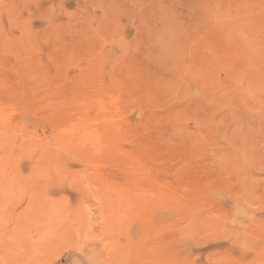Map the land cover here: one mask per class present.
<instances>
[{
	"label": "rangeland",
	"instance_id": "rangeland-1",
	"mask_svg": "<svg viewBox=\"0 0 264 264\" xmlns=\"http://www.w3.org/2000/svg\"><path fill=\"white\" fill-rule=\"evenodd\" d=\"M0 264H264V0H0Z\"/></svg>",
	"mask_w": 264,
	"mask_h": 264
}]
</instances>
